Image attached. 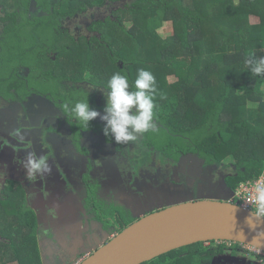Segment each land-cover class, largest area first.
<instances>
[{
    "label": "trees",
    "instance_id": "16d2710c",
    "mask_svg": "<svg viewBox=\"0 0 264 264\" xmlns=\"http://www.w3.org/2000/svg\"><path fill=\"white\" fill-rule=\"evenodd\" d=\"M25 1L0 0L9 22L0 19V84L7 67H30L29 54L34 53L36 79L46 90L58 94L61 80L73 86L89 82L140 104L148 122L145 142L172 163L186 154L208 165L231 162L234 175L224 178L231 190L262 173L264 0H40L48 16L36 18L26 17ZM97 6H104L107 16L90 24L89 37L81 34L73 48L68 46L69 69L58 70L42 44L65 34L54 20L74 19ZM252 17L257 24L250 22ZM161 29L171 33L164 38ZM69 37L67 32L63 38ZM9 40L16 42L14 51L7 47ZM117 62L127 65L115 68ZM135 68L146 77L134 75ZM166 75L176 83L168 84ZM73 97L70 108L82 110L85 117L78 120L90 124L93 110L86 106L87 97ZM9 195L0 199V264H42L33 212L19 193ZM217 251L198 243L143 264H199Z\"/></svg>",
    "mask_w": 264,
    "mask_h": 264
},
{
    "label": "flooded vegetation",
    "instance_id": "af4514ba",
    "mask_svg": "<svg viewBox=\"0 0 264 264\" xmlns=\"http://www.w3.org/2000/svg\"><path fill=\"white\" fill-rule=\"evenodd\" d=\"M44 1L41 0V4ZM39 2L28 0L25 3L26 17L48 16ZM19 10L16 12L20 13ZM92 13H97V18L91 17ZM107 14L104 6L88 9L76 16L83 22L69 28L66 24L73 20L70 17L54 20L60 32L65 34L44 48L51 60L59 64V67L56 65L58 70L68 68V46L73 48V42L81 34L89 37L90 24L97 19L103 20ZM6 16L4 7L0 5V19L6 20ZM0 27L1 43V21ZM67 32L70 35L68 41L63 38ZM15 43L9 40L7 47L14 51ZM2 61L0 51V67ZM3 74L5 77L0 84V167H7V177L0 179V199L6 200L9 194L17 192L23 197L25 207L33 212L42 264H79L126 225L165 208L166 203L177 202L182 199L180 196L187 197L190 193V196H197L196 188L200 187L201 191L207 185V173L209 176L213 174H210V168H217L216 165L205 164L196 155H191V159L181 165L183 167H179L180 158L174 164L160 156L145 142L143 130H146L148 122H145L142 111L140 114L131 113L134 119L120 121L124 123L120 129L109 131L96 122L94 113L97 108L89 90L106 89L103 85L84 82L73 86L71 82L61 80L57 94L40 85V77L36 79V70L31 66L17 64L11 70L7 67ZM75 93L81 95V100L87 97L84 98L87 107L93 110L90 124L78 120V117H85L81 109L76 113L70 108ZM119 130L131 131L134 135L131 142L125 143L119 136L115 137ZM66 145L72 149H65L63 155L60 150ZM218 168L223 169V166ZM160 170L164 173L162 181L154 176ZM160 197L166 202L161 204ZM106 212L111 214L106 216ZM121 216L133 221L128 224L120 219ZM56 218L57 221L70 222H62V226H72L73 233L69 235L76 238L75 242L80 241L81 246L69 249L61 235L54 238L52 226L44 230L47 223ZM63 230L67 232L66 228ZM211 242L203 243V247L220 251L199 264H235L237 249L241 250L239 246L233 247V242H219L215 246ZM224 248L231 251L228 261L222 260Z\"/></svg>",
    "mask_w": 264,
    "mask_h": 264
},
{
    "label": "water",
    "instance_id": "95a60500",
    "mask_svg": "<svg viewBox=\"0 0 264 264\" xmlns=\"http://www.w3.org/2000/svg\"><path fill=\"white\" fill-rule=\"evenodd\" d=\"M225 187L229 193L224 200H181L142 216L79 264H143L211 241L238 243L264 253V218L240 207L231 199L233 190Z\"/></svg>",
    "mask_w": 264,
    "mask_h": 264
},
{
    "label": "rangeland",
    "instance_id": "374dc122",
    "mask_svg": "<svg viewBox=\"0 0 264 264\" xmlns=\"http://www.w3.org/2000/svg\"><path fill=\"white\" fill-rule=\"evenodd\" d=\"M97 13H92L91 17L93 18H97ZM20 21H23V18L20 17ZM83 20L82 18H75L73 19L71 22H69V24H66V27H71L73 25L77 26L80 23H82ZM250 22L253 24H257V19L252 17ZM167 27V26H166ZM166 27H163V29H166ZM83 28H85V26H83ZM1 29V27H0ZM163 29H161L159 32L161 34L162 37H168L169 34L171 32H169V30L167 32H165ZM54 36H50L44 43H42L44 45V47H47L49 44L53 43V38ZM25 47V45H24ZM176 55L181 58L182 57V52L180 50L176 51ZM29 56L31 57V61L29 62L31 69H35L36 70V62L34 60V53L29 54ZM24 59H27V55L24 57ZM23 59V60H24ZM148 64V63H146ZM127 64L124 62H117L115 64V68H123L125 67ZM38 67V66H37ZM128 70V69H127ZM130 71V70H129ZM133 74L136 75V73H139V77L140 78H145L146 77V73L141 71L140 68H135L132 70ZM141 73V74H140ZM166 82L168 84H175L176 83V78L173 77V75H166ZM87 91V90H86ZM91 94H93L95 102L94 105L96 106V111H95V117L94 120H96V122L106 126V128L111 131L113 128L114 129H120L123 127V122L120 121H125V119L127 118H131L134 119V117H131V113H135V114H140V112L142 111V107L140 106V104H135L133 101L128 100V99H123L121 96L117 95L116 93H112L109 89H102V88H97L96 90H89ZM88 91V92H89ZM86 94V93H85ZM88 95V94H87ZM86 95V96H87ZM79 97H81L80 94H78ZM81 99V98H80ZM258 101L263 102L262 99H258ZM263 104V103H262ZM87 106V104H86ZM136 127V126H135ZM133 127V128H135ZM63 132L65 133V130H63ZM66 134V133H65ZM115 137L119 136V138L121 139V141L127 143V142H131V137H133V133L131 131H116ZM83 142H84V138H83ZM133 143V142H132ZM85 144V143H84ZM134 144H136L134 142ZM65 149H72L70 146H64L61 148L60 151H63V155L65 154ZM185 156H189L185 155ZM191 159V157H186L182 159H180L179 161V167H183L181 166L182 164H185V161ZM13 165V163H11ZM10 164V165H11ZM15 164V163H14ZM193 165V164H192ZM115 166V164H114ZM217 166V165H216ZM215 167V166H214ZM219 166H217V168H210V174H212L211 176H209V174L207 173V178H208V182L206 183L207 185L200 191V187L196 188L197 189V196H190L188 195L187 197L184 196H180V200H192L195 199L196 200H200V199H212V200H224L227 192L229 193V190L226 189L225 184H224V178L227 177L229 178L230 176L234 175V167H233V163L231 162H224L223 163V169L218 168ZM7 169L6 166L4 167H0V179H5L6 176V172L5 170ZM12 169V167H11ZM13 170L19 172V169L17 168H13ZM17 172H12L14 174H17ZM11 173V174H12ZM13 174V175H14ZM154 176L156 177V179L158 181H162V177L164 176V173L162 170H160L158 173L154 174ZM239 187V186H238ZM237 187V188H238ZM236 188V189H237ZM8 189H10L8 187ZM8 189L6 192H8ZM235 189V190H236ZM233 190V192L235 191ZM190 191V189H189ZM193 195V194H192ZM161 198V197H160ZM162 203L166 202L164 201L163 198H161ZM160 200V201H161ZM171 203V202H169ZM168 204V203H166ZM165 204V205H166ZM164 205V206H165ZM163 207V206H162ZM142 213V211H141ZM77 220V219H75ZM62 222H64L65 224H69L68 222L65 221H57L53 220V221H49L47 223V226L44 227V230H47V228L49 229L52 226L51 232H53L55 234L54 238H58V235H61L63 237V243L66 245L67 248L69 249H74L77 248L79 246H81V242L80 241H76L75 237H70L69 233H73V228L72 226L69 227H63L62 226ZM75 222V221H74ZM66 228L67 232H65L63 229ZM240 248V247H239ZM241 250L237 249V256L234 258L235 259V264H262L261 260L254 256L253 254L249 253V252H245V249L240 248ZM246 253V254H245ZM221 254L223 255V261L226 260L228 261L227 257H230L231 251L228 248H224L221 252ZM258 261V263L256 262Z\"/></svg>",
    "mask_w": 264,
    "mask_h": 264
},
{
    "label": "built area",
    "instance_id": "2783aa9c",
    "mask_svg": "<svg viewBox=\"0 0 264 264\" xmlns=\"http://www.w3.org/2000/svg\"><path fill=\"white\" fill-rule=\"evenodd\" d=\"M231 199L240 207L264 218V169L258 178L241 183ZM239 247L245 249V252L258 256L264 264V253L241 244Z\"/></svg>",
    "mask_w": 264,
    "mask_h": 264
}]
</instances>
